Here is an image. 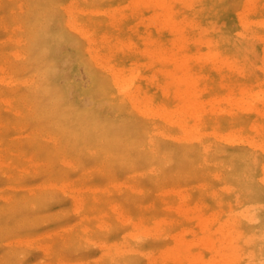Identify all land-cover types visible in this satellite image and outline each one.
Segmentation results:
<instances>
[{"label":"rangeland","instance_id":"374dc122","mask_svg":"<svg viewBox=\"0 0 264 264\" xmlns=\"http://www.w3.org/2000/svg\"><path fill=\"white\" fill-rule=\"evenodd\" d=\"M139 1L0 0V264H193L198 251L194 264H264L262 151L216 139L223 126L200 118L188 120L198 121L194 141L160 118L143 134L112 97V69L87 65L99 45L68 25L81 22L69 9L99 26L105 12L139 13L100 54L139 72L135 92L152 114L189 94L204 105L217 96L216 112L240 89L246 100L259 92L264 112V0H161L163 14ZM182 231L181 262L175 242L164 257Z\"/></svg>","mask_w":264,"mask_h":264},{"label":"bare ground","instance_id":"6f19581e","mask_svg":"<svg viewBox=\"0 0 264 264\" xmlns=\"http://www.w3.org/2000/svg\"><path fill=\"white\" fill-rule=\"evenodd\" d=\"M246 1H247V3L253 2V0H246ZM139 4H140L139 8H141L142 10H144L147 5H153L157 12H160V14L164 13L163 10L165 9V7L162 4L161 0H140ZM134 10L136 11V8ZM69 11L70 12H68L69 13L68 16L75 15V16H77L76 19L79 20L78 18H80V21H81L80 24H77L79 21L77 22L76 19H73L74 22H75V20L77 22V23L74 24L72 21L70 22V20L72 18L69 19L68 20V25L71 27V29L76 31L85 40V42L88 44V46H92L91 44H98L99 45V49L100 50L98 52H95V54H92L91 56H89V58L87 60V65H90L91 63H93L95 66L98 67V69H99V67H101L104 71L108 70L107 66H109L112 69V73L109 75V81L116 88V91L114 93H112V97L120 105H123L124 113L128 114V113L133 111V112L136 113V115H138L139 123L137 122V126H139L141 129H143V134L146 133V135H147V133H148V131L150 129V127H148V121H149L150 118L151 119L160 118L161 120H163L169 126L180 128L188 137H191L192 140L194 141V139H196L197 135L199 134L198 126H197L198 125V121L193 119L194 120V125H193V123L189 122L188 120H189L190 117L200 118V119H203L204 123H206V124L211 125V124H214V123H218V124H221L223 126V129H225L224 133H222V132L214 133V131H213L212 135L216 139H219L221 141H226V142L231 143V144H246V145H248L250 147H255V148L260 149L262 151L263 155H264V139L258 141V140L253 139L254 137L252 136V133L256 132L257 127L260 126V128H261L262 120L259 119L258 117H263L264 116V112H262L261 110H260L261 112L259 111V109H257L258 111L254 110V108L256 106L255 103L258 100H260V98L262 97L261 94H258L259 92H257L256 94H250V99L249 100L245 99L244 92L242 93L241 89L239 91H236L234 94H231V95H229V93H226L227 95H223V98L225 96L226 97L228 95L229 96L227 98L225 97V100L223 102L224 104L222 106H220L219 109H216V112L214 111V107L213 106H214L215 102H217V100H216L217 96H210V98H209V100H210L209 102L210 103L208 105H204L203 103H201L203 100H201L200 98L199 99L201 101L197 100L198 95H196V94L193 95L192 94L193 95L192 96L193 99H192V97H190L191 94H189L190 96L187 95V96H189V98L187 96L186 97L188 98L187 99L188 102H189V100H192V101L189 102L190 104L187 103V102L186 103L182 102L181 104L174 103V105H176V106H174L173 109L170 112H165V113H163V115L152 114L151 112H149L150 109H148V107H147V106H149L150 102L147 99H142L135 92L136 85L138 84L137 82L139 81V78H140L139 72H135L134 69L128 68V63H127L125 58H122L124 63H121L120 59L119 60H111V58L107 57V60H104L102 55L100 54V52H101V53H105V54L109 55V53L113 49V47L118 44L117 41H119L120 38L123 37L122 36L123 33L125 34L126 32L134 31L136 29L138 24L133 25L132 21H135L136 20L135 18H138L139 13L128 14V12H126L127 9H125V10L116 9L115 11H112V12H109V13L105 12L104 15L106 16V22L102 26H99L96 21L92 20L93 18L90 19V21H88V24H85V21L83 19H86L88 17V16H86L85 13L78 12V11L74 12V11H71V9H69ZM161 11L163 13H161ZM140 15H141V13H140ZM148 23H149V21H148ZM108 33H113L114 36L111 39H109ZM128 41L130 42L131 40H128ZM120 42H122V40H120ZM125 42H127V41H125ZM125 42H124V44H126ZM170 42H172V41H170ZM172 43H174L173 46H175L176 42H172ZM124 44H122L121 46H123ZM127 44H128V42H127ZM177 44L178 43H176V46H177ZM127 46L130 48L129 44ZM180 46L176 47V48H182ZM85 70H88V69H85ZM187 73L188 72H186V75L184 74V75L180 76L181 83L183 85H185V86L186 85H190V83L188 84V82H191L189 80L191 77H189V75ZM192 83H196V81H194V82L192 81ZM192 83H191V85H192ZM193 86H194V84H193ZM176 87L177 86H175V88ZM144 88H145V86L141 85V87L139 89L144 90ZM177 90L179 91V88H177ZM177 90L175 89L176 92H178ZM183 90H181V91H183ZM195 91L199 94L198 90H195ZM99 92L100 91H97V94H99ZM238 93L241 94V95H239ZM180 94L183 95L182 93H180ZM122 96L123 97H127V99H128L127 103L123 100ZM178 96H180V95H178ZM184 96H181V98L184 97ZM218 99H219V97H218ZM221 100L223 101V99H221ZM221 100H220V102H222ZM142 105H147V106H142ZM215 107H216V105H215ZM217 108H218V106H217ZM234 113H237V114L241 115L243 117V119L235 121L234 123L227 122V119L229 117H231V115H233ZM175 118H177V119L175 120ZM195 122H197V123H195ZM210 128H213V127L211 126ZM255 134L256 133H254V135ZM249 135H251V137L248 138L247 140H245ZM136 149H139V148H134V150H136ZM261 172H262V175H263L261 180L264 181V179H263L264 178V161L262 163ZM67 186H68V184H67ZM175 191H176V189H175ZM64 192L66 194V191H64ZM75 198H77V197H75ZM189 221H191V220H189ZM197 222L199 223V221H196L195 225H197L196 224ZM203 223L206 224L207 222H203ZM201 224H202V222L199 223L198 226L201 225ZM97 226H99V225H97ZM100 226H102V225H100ZM206 226L203 224L202 227L206 228ZM199 227H201V226H199ZM182 229H184V228H182ZM154 230H156V229H154ZM203 230H204L203 228L200 229L201 232ZM183 232L184 231H182L183 236L170 238L167 242L164 243L163 248H162V250H166V251H164V257L168 256V254H169V256L173 255L172 251L177 250L176 252H174V257L173 256L171 257V258L174 259L175 255H176L175 253L178 252L177 254H179V252L183 253V252L186 251L187 247L185 246V244H187L186 241H188V240L186 239L187 235L185 233H183ZM186 233H187V231H186ZM207 234H209L208 236H211L210 233H207L205 230H204L203 234L201 235L202 236L201 237L202 241L204 240V242H207L206 244L209 243ZM251 235L253 236L252 233H251ZM196 240H198V239H196ZM189 241H190V239H189ZM189 241H188V243H190ZM173 242H175V243H173ZM191 242H194V241L191 240ZM172 243L177 246V247L174 246L175 250H174V248L172 246H170V245H172ZM13 244H15V243H13ZM27 244H29V242ZM170 249H172L171 250L172 253L168 252V251H170ZM263 251H264V249H263ZM165 252H168V254L166 253L167 254L166 255ZM194 254L195 253H193V255ZM198 254H200L199 251H198ZM198 254H197V256L198 257L200 256V258H202L203 255L202 254L198 255ZM188 255H191V254H188ZM179 256H181V255H179ZM198 257H195L194 260H192L193 264H194V261L196 260V258L198 259ZM161 258L164 259L162 256H161ZM167 258L170 259V257H167ZM186 258H188V257H186ZM190 258H192V257H189L188 260H190ZM173 259H171V260H173ZM180 259L182 260L183 258L181 257ZM173 261L181 262V261H178L177 258H176V260L174 259ZM200 261H201V259H200ZM182 263L183 262H181V264ZM203 263L207 264V262H203ZM203 263H200V264H203Z\"/></svg>","mask_w":264,"mask_h":264}]
</instances>
